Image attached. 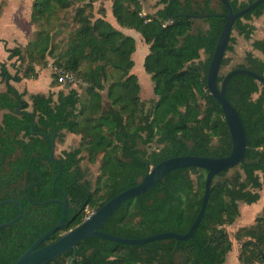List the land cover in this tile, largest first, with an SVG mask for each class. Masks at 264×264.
Instances as JSON below:
<instances>
[{
	"label": "trees",
	"instance_id": "16d2710c",
	"mask_svg": "<svg viewBox=\"0 0 264 264\" xmlns=\"http://www.w3.org/2000/svg\"><path fill=\"white\" fill-rule=\"evenodd\" d=\"M111 1L114 19L121 26L138 30L148 44L143 66L150 74L156 97L148 109L143 108L137 77L130 73L134 38L100 17L87 28L74 32L68 65L60 70L71 72L74 84L86 83L90 94L86 99L88 114L83 113V107L79 109L81 97L74 86L67 92L59 91L56 100L52 93H33L29 95L34 115L31 129L32 115L26 112L29 103L22 98L25 92H18L8 82L6 89L0 92V108L8 110L0 123V200L15 197L23 206V214L11 225L0 228V264H12L41 233L60 219L62 205L59 201L40 203L62 199L60 191L68 200L65 224L45 242L82 221L89 205L97 208L112 195L137 183L147 171V163L153 164L172 155L224 156L230 151V134L221 106L206 84L208 64L225 19L190 15L224 12V3L220 0H214L215 3L213 0L195 3L157 0L156 4L163 7L151 15H141L140 0ZM228 1L232 10L237 11L254 0ZM44 5L45 0H34L32 9L41 10ZM263 13L264 1L236 19L232 28L249 39L255 29L249 21ZM195 17L207 22L206 30L191 31ZM234 43V37L230 36L226 51L232 50ZM251 46L264 55V36L253 39ZM7 50L9 58H19L21 54L18 47ZM200 52L206 56L200 58ZM111 54L116 58L111 60ZM245 59L247 65L236 67H248L264 75L262 58L248 51ZM84 61L93 67L83 73L81 79L76 78L75 73ZM226 62L224 55L221 67ZM107 66L121 71L119 78L106 85ZM28 73L24 71L20 75L16 68L11 74L4 63L0 64V76L4 80L18 81ZM225 74H218V83ZM57 77L58 74L55 78L58 82ZM100 89H106L107 102H103ZM226 96L239 112L248 136L245 157L232 177L227 176L228 171L214 175L206 209L194 237L122 244L91 236L76 245L72 264H176L177 256L179 264H224L226 253L232 247L224 225L232 223L239 215V202H257L258 190L264 185V84L250 75L237 73L228 80ZM200 99L204 102L203 109L198 107ZM19 103L22 106L16 112ZM62 130L79 134L80 142L76 147L61 151V172L53 185L58 163L48 159L50 142L38 132L61 137ZM214 138L215 144L212 143ZM152 142L159 146L158 151L148 153L141 147ZM83 146L92 162L101 154L100 172L106 175V191L99 200L95 197L96 189L86 177L87 172L80 165ZM205 176L206 170L200 167L172 170L144 193L127 199L99 228L127 237L169 230L184 233L199 209ZM31 182L35 183L24 193ZM189 193L195 197L184 202ZM17 212L15 203H1L0 223L10 220ZM248 236L256 242L250 249L247 245L251 241L242 243L238 255L242 264L258 261L260 244L264 243L263 234L248 233ZM121 250L122 253L117 254ZM71 256L72 251L68 250L43 264H67Z\"/></svg>",
	"mask_w": 264,
	"mask_h": 264
},
{
	"label": "rangeland",
	"instance_id": "374dc122",
	"mask_svg": "<svg viewBox=\"0 0 264 264\" xmlns=\"http://www.w3.org/2000/svg\"><path fill=\"white\" fill-rule=\"evenodd\" d=\"M196 1L198 0H192L191 2L195 3ZM33 2L34 0H0V14L7 10L8 20L12 19L15 23L14 29L12 27L6 28L5 24H2L0 26L1 34L5 36L12 29L19 31L17 32L18 34L13 35L14 43L19 45L18 48L21 50L19 58L15 56L14 66L19 61L17 68L21 72H30L32 71L30 68H33L35 64H39L48 68L45 74L50 79H55L58 72L68 65L70 39L74 32L92 25L98 17L110 23L115 22L111 12V0H67L64 4L57 3L54 0H45V5L41 7V10L37 8L35 11L32 9ZM143 2L145 4L150 2L156 5L154 0H143ZM213 3H215L214 0ZM249 22L255 26L249 39L244 38L236 28H232L231 36L234 37L235 43L232 50L225 52L227 62L220 68V74L228 72L239 64L247 65L245 55L248 51L264 60V55L251 46L253 39L264 36V13L258 17L253 16ZM207 27V22L199 17H195L191 31L195 33L197 30H206ZM44 45L47 47L43 50L42 47ZM200 56V58H204L206 55L204 52H201ZM115 58V55H110L111 60ZM92 67L93 64L89 62H81L77 74L75 73L76 78L81 79L80 76ZM120 71L112 66H107L106 85L110 81L119 78ZM117 90V92H121L119 87H117ZM150 97L152 95H146L144 98L145 102L149 101ZM84 100L83 103L85 104H81L83 105V113L88 114L89 110H86L87 100L85 98ZM103 100L107 102L105 96ZM198 107L200 109L204 107V102L201 99L199 100ZM71 137L73 139H68L67 137L63 139V142L60 141L59 144H56V153L61 154L63 149H70L79 145H77V138ZM212 143H216V138L213 139ZM141 147L145 148L148 153L159 150V146L155 142ZM81 155L83 159L80 161V165L87 172L86 177L90 179L93 189H96L95 197L98 200L102 199L106 191V175L100 172L101 154L97 155L95 162H92L83 146ZM236 169H238V166L229 169L227 176L232 177ZM192 177L195 178L196 175H192ZM258 191L260 193L258 201L252 204L239 202V215L232 223L224 225L232 243L231 250L226 253L224 264H242L238 259L242 243L251 241L247 245V248L250 249L256 242L248 236V233H260L264 235V185ZM194 197L193 193H189L184 198V202L191 201ZM94 207V204L89 205L84 211V216H87L94 210ZM260 245L262 249L259 251L258 261L252 264H264V243ZM121 253L122 250L117 254ZM179 261L180 257L177 256L176 264H179ZM155 264L160 263L157 262Z\"/></svg>",
	"mask_w": 264,
	"mask_h": 264
},
{
	"label": "water",
	"instance_id": "95a60500",
	"mask_svg": "<svg viewBox=\"0 0 264 264\" xmlns=\"http://www.w3.org/2000/svg\"><path fill=\"white\" fill-rule=\"evenodd\" d=\"M220 1L224 3L226 11L190 15L199 17L211 15L222 16L225 19L208 64L206 73V84L209 93L212 94V96L219 102L226 121L231 140V148L229 153L224 156L180 154L167 156L153 164L147 163V171L143 174V176L137 183L130 185L117 192L116 194L112 195L102 205L95 208L87 216H85L82 221L62 232L57 238L45 242L47 238H49L57 229L63 227V225L65 224L68 200L66 195L59 190L62 195V199H48L45 201H41L40 203L48 201H59L62 205L60 219L53 226L41 233L31 243V245L17 257V259L12 264H43L53 259L54 257L67 252L68 250L72 251V256L70 257L67 264H72L74 256L76 254V245L91 236L108 239L122 244H143L165 238H176L178 240H186L194 237V231L198 226L199 222L201 221L206 209L214 175L223 171H228L229 169L242 163L244 161L245 152L247 148L248 136L246 134L242 118L235 106L227 99L226 96V86L228 80L234 74L244 73L254 77L255 79L264 84V75L248 67L231 68L228 72H226L221 83H218L219 70L221 67L222 59L226 52L227 44L231 36L234 21L242 15L246 14L247 12L251 11L255 7H257L264 0H254L237 11L232 10L228 0ZM21 106L22 104L19 103L15 107V111H20ZM26 112L32 115V119L30 122V127L32 129L34 115L31 111ZM38 133L44 136L50 142V151L48 159L55 160L58 162V172L53 180L54 185L56 178L61 172V160L54 159L52 157L55 150L54 136H50L44 132ZM183 167H200L206 170L204 191L201 203L199 205V209L194 220L192 221L186 232L180 233L178 231L169 230L140 237H127L110 233L99 228L100 225L107 218H109L118 207L124 204L127 199L144 193L153 185H155L159 180H161L168 172ZM33 183L35 182H31L25 187L24 193H26L27 188ZM6 202L15 203L18 206V212L10 220L1 222L0 228L11 225L15 221H17L23 214V206L18 199L12 197L0 200V204ZM30 202L33 201L30 200Z\"/></svg>",
	"mask_w": 264,
	"mask_h": 264
},
{
	"label": "crops",
	"instance_id": "0c3cea01",
	"mask_svg": "<svg viewBox=\"0 0 264 264\" xmlns=\"http://www.w3.org/2000/svg\"><path fill=\"white\" fill-rule=\"evenodd\" d=\"M142 4V9L140 14L141 15H151L153 14L158 8L163 7V4H156L157 0L154 3H146L143 2V0H140ZM181 1H192V0H181ZM201 1V0H198ZM8 11L6 10L4 13L0 14V26L5 24L4 26L12 27L14 29V21L8 20ZM112 26H114L116 29L120 30L123 34L131 36L134 38L135 41V49L131 54V58L133 60V66L130 68V73H133L137 77V81L140 86L139 90V98L140 101L143 104L144 109H148L150 107L152 99H154L156 96L153 92V84L152 80L150 78V74L147 73L144 69L143 62L144 57L148 53V44L143 40L140 32L136 30L133 27L128 26H121L116 20L115 22H111ZM9 30V33L7 35L3 36L0 32V64L4 63L9 73L14 74L15 69L17 68V65L19 66V61H17V64L14 66V62L16 60L15 56L13 58H9V51L7 49H12L15 47H19V45L14 43V34H18L16 30ZM201 53V52H200ZM48 71V68L39 64H35L33 67V70L28 73V75L22 76V78L18 81L14 80H4L0 76V92L4 91L6 89V86L8 82L18 91V92H25L23 95V99L27 100L29 102V106L27 107L26 111H31V101L29 98L30 94L35 93H41L44 95H47L48 93H52L53 99H57V95L59 91L67 92L69 87L74 86L78 89V92L81 97L80 103L84 102L85 99H89L90 94L88 93V88L86 86V83H80V84H73L66 86L60 82L55 81V79H50L48 75L45 73ZM19 74L22 75L23 72L19 71ZM99 93L103 97L106 98V89H100L98 90ZM104 92V93H103ZM152 95V97L149 98V101L145 102L144 98L146 95ZM27 96V97H26ZM103 102H105L103 100ZM83 105L79 104V109L82 108ZM30 107V108H29ZM8 112L6 108H0V123H2V117L3 114ZM77 138L78 143L80 142V135L74 132L62 130L61 131V137L60 135L54 136L55 140V147L56 144H59L60 141H64L63 139L67 138L71 139L72 137ZM61 138V139H60ZM73 139V138H72ZM56 152V148L55 151ZM58 154V153H57Z\"/></svg>",
	"mask_w": 264,
	"mask_h": 264
},
{
	"label": "built area",
	"instance_id": "2783aa9c",
	"mask_svg": "<svg viewBox=\"0 0 264 264\" xmlns=\"http://www.w3.org/2000/svg\"><path fill=\"white\" fill-rule=\"evenodd\" d=\"M57 80L66 86L73 85L75 81L73 74L67 71L58 72Z\"/></svg>",
	"mask_w": 264,
	"mask_h": 264
},
{
	"label": "flooded vegetation",
	"instance_id": "af4514ba",
	"mask_svg": "<svg viewBox=\"0 0 264 264\" xmlns=\"http://www.w3.org/2000/svg\"><path fill=\"white\" fill-rule=\"evenodd\" d=\"M55 151V150H54ZM54 159H60L61 160V156H60V154H57L56 152H54V154H53V156H52ZM51 161H54V162H57V161H55V160H51ZM58 163V162H57ZM61 163H62V160H61Z\"/></svg>",
	"mask_w": 264,
	"mask_h": 264
}]
</instances>
